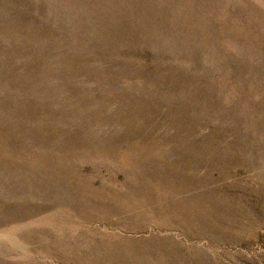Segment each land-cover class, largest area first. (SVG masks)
Wrapping results in <instances>:
<instances>
[{
	"label": "rangeland",
	"instance_id": "obj_1",
	"mask_svg": "<svg viewBox=\"0 0 264 264\" xmlns=\"http://www.w3.org/2000/svg\"><path fill=\"white\" fill-rule=\"evenodd\" d=\"M0 264H264V0H0Z\"/></svg>",
	"mask_w": 264,
	"mask_h": 264
}]
</instances>
